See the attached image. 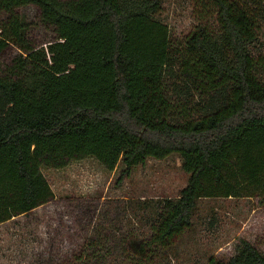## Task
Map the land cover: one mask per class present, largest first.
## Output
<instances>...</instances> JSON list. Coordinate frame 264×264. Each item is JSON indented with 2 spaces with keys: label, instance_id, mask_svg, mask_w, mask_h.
Wrapping results in <instances>:
<instances>
[{
  "label": "trees",
  "instance_id": "trees-1",
  "mask_svg": "<svg viewBox=\"0 0 264 264\" xmlns=\"http://www.w3.org/2000/svg\"><path fill=\"white\" fill-rule=\"evenodd\" d=\"M207 1L217 30L194 32L178 61L155 19L160 0H0V57L17 51L10 66L0 64V224L54 199L41 168L88 158L107 172L121 162L120 183L150 158L180 157L186 186L175 199L142 203L152 213L150 235L123 240L141 264L190 225L198 200L264 202V82L254 74L247 5L264 0ZM27 6L54 29L53 43L27 39L29 25L16 13ZM179 72L176 97L189 96L190 84L205 93L200 115L184 122L159 97L163 81ZM72 259L91 264L83 253ZM208 264H264V254L241 241L228 261Z\"/></svg>",
  "mask_w": 264,
  "mask_h": 264
},
{
  "label": "rangeland",
  "instance_id": "rangeland-1",
  "mask_svg": "<svg viewBox=\"0 0 264 264\" xmlns=\"http://www.w3.org/2000/svg\"><path fill=\"white\" fill-rule=\"evenodd\" d=\"M160 1L155 19L167 27L178 61L185 58L182 54L187 39L194 32H216L215 8L207 0ZM247 5L254 26L249 49L254 74L264 82V2ZM16 13L29 25L30 42L40 47L54 42V29L40 23L35 7L19 8ZM16 56V49L9 47L0 57L2 70ZM177 64L175 70L180 71ZM183 81L181 72L168 77L159 92L167 114L179 122L200 115L205 95L198 85L190 84L189 96L183 93L176 97L173 86ZM181 166L177 155L150 158L120 183L117 181L124 169L121 162L113 172H107L92 158L71 162L62 170L41 168L54 199L0 224V264H76L72 257L81 253L89 256L91 264H99L100 258V264H141L124 251L123 240L127 244L129 236L150 235L146 219L152 213L142 203L177 198L188 180ZM241 241L264 254V202L256 196L200 199L190 225L171 243L157 247L152 258L142 264H208L210 258L226 262L238 253Z\"/></svg>",
  "mask_w": 264,
  "mask_h": 264
}]
</instances>
